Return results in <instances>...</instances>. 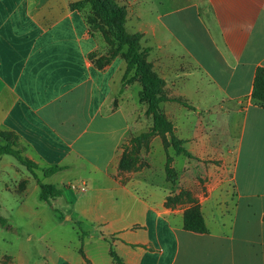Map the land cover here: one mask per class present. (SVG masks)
<instances>
[{"label":"crops","instance_id":"crops-1","mask_svg":"<svg viewBox=\"0 0 264 264\" xmlns=\"http://www.w3.org/2000/svg\"><path fill=\"white\" fill-rule=\"evenodd\" d=\"M80 1L0 0V131L38 166L34 175L0 157V264H117L113 252L121 264H264V106L252 98L264 69V0L134 1L164 94L183 102L160 110L192 155L185 167L194 157L223 161L207 196L198 194L207 234L185 229L186 210L169 204L151 153L148 165L121 169L123 145L143 131L132 106L142 87L123 85L121 58L97 65L104 43L71 9ZM208 114L220 116L218 139ZM50 181L64 186L52 203L39 187ZM20 227L33 233L16 252Z\"/></svg>","mask_w":264,"mask_h":264},{"label":"trees","instance_id":"trees-1","mask_svg":"<svg viewBox=\"0 0 264 264\" xmlns=\"http://www.w3.org/2000/svg\"><path fill=\"white\" fill-rule=\"evenodd\" d=\"M91 7V13L86 14L92 34L102 35L105 43L109 46L108 54L102 58L96 59L99 67L109 64L122 54L119 51L124 50L123 57L126 63V70L123 77V85H131L139 83L142 87L140 91V99L147 104V115L151 118L153 126L147 134L149 137L162 133H170L174 139V126L161 112L160 104L167 100L164 94L165 82L154 71L152 64L148 61V50H144L141 46L142 36L139 34L131 35L125 28L127 10L125 7L109 6L105 0H83L71 4L72 10L83 11ZM101 33V34H100ZM119 43L118 50L113 52L112 41ZM253 100L261 106H264V69H259L254 82L252 93ZM0 137L7 141V144L0 146V157L3 155H12L15 157L28 171L35 175L38 166L31 160L23 156L22 149L18 141V137L10 132L0 131ZM178 153H186L185 150L178 147ZM127 158L123 157L120 167L126 169ZM172 158L168 157L166 164V172L172 176L174 170L171 168ZM61 170L60 167L49 168L44 170V175L50 177ZM40 197L42 200L51 203L58 197L63 195V190L52 184H44L39 182ZM184 226L187 231L207 234L209 229L205 223L202 210L199 205L194 202L186 210L184 215ZM6 220L0 215V225L5 226ZM117 264H121L117 255L112 253Z\"/></svg>","mask_w":264,"mask_h":264},{"label":"rangeland","instance_id":"rangeland-1","mask_svg":"<svg viewBox=\"0 0 264 264\" xmlns=\"http://www.w3.org/2000/svg\"><path fill=\"white\" fill-rule=\"evenodd\" d=\"M134 1L135 0H105V2L109 6H112V7L118 6V7L126 8L127 17H126V22H125V28L127 32L131 34L132 36L135 34H139L142 36L141 46L144 50H148V57H149L150 49L144 46L145 45L143 41L144 36L141 33L136 32L137 19H135L136 17L135 7L136 6H135ZM85 13L87 14L91 13V7L89 5L87 9L85 10ZM129 14H131L130 19H128ZM99 36L101 37L104 43L105 52L106 54H108L109 46L105 43L104 38H102V35H99ZM118 46H119V43L116 40H113L112 47H111L113 49V52L118 50ZM124 50H126V48ZM124 50L119 51L118 54L123 55ZM122 55L118 56L117 58H121L122 60H124V57ZM103 56L105 55L100 56L99 53L95 54V58H97V60L102 58ZM183 65L186 67L185 62L183 63ZM138 90L139 89L134 91L135 94H134V101H133L132 106L135 110H137L134 117L138 118V120H142L143 131L139 132L136 135L130 136L125 142V144L123 145V149H125L123 157L127 158L125 168L131 171V170L137 169L138 166L140 167L142 165L143 166L148 165L149 163L147 162L146 159L144 160L143 156L145 154L147 155L148 153H151L155 161V165H154L156 168L155 170L157 172V175L160 181L164 182L165 185L171 190V193H170L171 195L168 200L169 204L174 205L177 209L187 210L191 206V203L194 202L195 204L199 205L201 208L198 194L199 193L202 194V197L207 196L209 192V188L212 186V184L215 181H217V177L218 176L221 177L219 168L223 165L222 163L223 161L217 160V159L206 158L205 160H203V162H201V160H198L197 158L194 157V159L196 160L194 162V165H192L190 168H187L184 165L185 159L183 156L192 157V155L183 148L184 141L181 140L179 136L176 135L175 129L173 133L174 139L170 133H162L156 136L149 137L147 134L151 130L150 126L152 125L151 124L152 122L149 119V116L147 115V109L145 107L144 102L140 99V96H138L139 98H137V95H139L138 92H140ZM167 100L176 101L178 103H183L182 100L180 99H167ZM204 117H205V120L207 121L206 124H209L208 125L210 127L209 131H210L212 138L218 139L217 137H219V129L217 128L219 127V125L216 124V118L220 116L208 114V115H205ZM211 126H213V128L215 127L217 128L214 130L213 128H211ZM176 143H178V147L180 149L185 150L186 153H178ZM6 144H7V141H5L3 138L0 137V146H4ZM228 150L230 151L231 149H228ZM143 151H144V154H143ZM177 156H179V158H177ZM168 157L172 158L171 168L174 170V173L172 176H169L166 172V164H167ZM176 158H177V161L175 162L174 160H176ZM229 165L232 166L233 161L229 163ZM51 183H52L51 181L48 182V184H51ZM59 188L64 190V186L62 185ZM65 191L66 193L69 194L68 190H65ZM59 204H62V202H60ZM53 219L58 220L60 219V217L58 214H55L53 215ZM60 229H62L63 231V236H64L63 239L65 238L67 241H72V239H75L74 234L77 231L73 223L66 221L62 223V227ZM20 230L22 232L21 234L19 235L13 234V244H11L12 251L15 250L16 252H18L19 250H22L23 245L25 244V240L28 239V236L30 233H33L29 230L28 227H20ZM2 234L4 235V233ZM0 240H1V236H0ZM61 240L62 238L59 241ZM32 250L34 249L32 248L31 251Z\"/></svg>","mask_w":264,"mask_h":264},{"label":"built area","instance_id":"built-area-1","mask_svg":"<svg viewBox=\"0 0 264 264\" xmlns=\"http://www.w3.org/2000/svg\"><path fill=\"white\" fill-rule=\"evenodd\" d=\"M81 191L86 192L87 190H86V188H81Z\"/></svg>","mask_w":264,"mask_h":264}]
</instances>
